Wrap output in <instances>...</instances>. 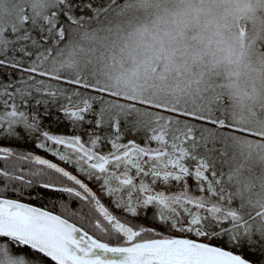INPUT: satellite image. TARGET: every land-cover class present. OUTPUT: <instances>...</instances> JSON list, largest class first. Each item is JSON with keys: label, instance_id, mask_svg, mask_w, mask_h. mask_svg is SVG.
I'll list each match as a JSON object with an SVG mask.
<instances>
[{"label": "snow or ice", "instance_id": "6c2138e0", "mask_svg": "<svg viewBox=\"0 0 264 264\" xmlns=\"http://www.w3.org/2000/svg\"><path fill=\"white\" fill-rule=\"evenodd\" d=\"M0 264H264V0H0Z\"/></svg>", "mask_w": 264, "mask_h": 264}]
</instances>
